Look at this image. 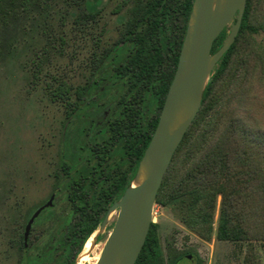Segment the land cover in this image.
<instances>
[{"label":"rangeland","instance_id":"obj_1","mask_svg":"<svg viewBox=\"0 0 264 264\" xmlns=\"http://www.w3.org/2000/svg\"><path fill=\"white\" fill-rule=\"evenodd\" d=\"M15 1L2 0L3 7L11 9L7 14L0 13V204H9L8 190L14 179L17 188H24L30 172L33 203L54 193L57 207L53 212L60 219L69 206L62 196L64 188L53 184L54 173L61 177V172L86 170L94 163L90 147L106 138L88 132L89 122L99 120L97 123L101 124L107 110L110 121L126 105L139 111L135 128L142 124L145 129L158 114L151 92L138 87L129 89L127 82L114 75L119 59L133 48L132 30L140 31L146 26L145 17L136 28L133 19L143 14L138 9L146 8L147 0H34L29 4ZM180 1L165 11L153 34L162 53L160 68L167 74L173 69L170 55L178 49L185 24ZM87 6L95 12V19L79 22ZM248 23L257 32L244 29L237 38L227 69L214 84V102L219 101L217 95L229 99L225 88L243 71L241 60L245 56L248 58L244 66L250 73L264 65V0H251ZM228 31L229 25L225 28ZM262 80L254 81L251 91L256 97L239 112L249 108L264 129ZM59 86L69 87L67 103L74 101V89L78 87L92 88L93 96L71 110L70 104L56 97L54 92ZM238 97L239 94L236 103L243 105ZM120 144L114 146L108 162L113 171L129 166L126 159L119 157ZM219 203L218 196L213 233L210 239H203L183 224L174 202L161 205L154 200L152 223L157 225L159 251L165 264L180 253L184 257L177 259L176 264H264V241L227 242L215 238ZM116 214H110L111 224L103 233L114 224ZM59 225L60 222H48L49 230ZM98 230L92 243L101 232ZM98 253L99 250L96 257Z\"/></svg>","mask_w":264,"mask_h":264},{"label":"trees","instance_id":"obj_2","mask_svg":"<svg viewBox=\"0 0 264 264\" xmlns=\"http://www.w3.org/2000/svg\"><path fill=\"white\" fill-rule=\"evenodd\" d=\"M33 1L17 0L15 3L29 4ZM178 1L147 0L146 8L138 9L143 14L133 19L134 27L136 28L144 17L146 26L140 31L132 30L129 36L133 48L124 58L119 59L115 67L114 75L118 76L119 81L127 82L129 89L144 87L153 92L155 88L157 95L155 104L159 109L162 107L176 68L193 0H181L178 5L183 13L185 24L178 42V49L173 53V69L170 74H166L160 68L162 53L155 44L153 34L163 19L165 11L171 9V5ZM250 5L251 0H246L235 40L217 63L211 80L204 89L198 113L176 149L155 198V202L161 205L174 202L183 224L203 239H210L213 233V217L219 196L215 238L227 242L264 241V129L258 125L254 117L255 113H252L249 108L242 111V114L239 112L241 107L245 108L254 101L256 96L252 94V86L254 81L262 80L264 65L250 73L245 68L248 58L245 56L241 60L243 71L237 79H235L236 76L233 78L231 85L225 88L229 99L217 95L218 103L217 100L215 102L213 100L214 84L227 69L237 38L244 29L257 32L256 27L248 23ZM10 9L11 6L5 9L0 0L2 15L7 14ZM93 19H95V12L87 6L85 14L78 21ZM226 34L224 29L213 42L211 53L219 49ZM262 81L264 86V76ZM90 89L85 86L75 88L72 103L66 101L69 98L68 86H59L54 93L57 98L65 100L66 105L70 104V109L74 110L80 103L93 96ZM238 94V100L243 105L236 103ZM123 108L132 107L125 105ZM209 109L212 111L207 117ZM136 114V109L120 113L118 115L120 121L112 125L113 133L117 131L120 133L121 125L130 124ZM157 120L158 114L144 129L141 147L134 148L136 159L128 182L123 188L126 185L129 186L133 179ZM201 124L202 128L200 127L197 131ZM126 144V150L132 152V148L128 146L129 140ZM156 229L157 225L151 222L143 247L134 264H165L159 251ZM183 255V253L178 254L175 259L168 261V264H176V260L184 257Z\"/></svg>","mask_w":264,"mask_h":264},{"label":"flooded vegetation","instance_id":"obj_3","mask_svg":"<svg viewBox=\"0 0 264 264\" xmlns=\"http://www.w3.org/2000/svg\"><path fill=\"white\" fill-rule=\"evenodd\" d=\"M174 52L175 50L170 55L172 62ZM145 91L151 92L146 89ZM151 93L154 95L153 107L157 108L159 116L160 109L155 104V88ZM131 109L136 108H125L120 113ZM136 111L137 114L130 124L121 125L120 133L117 131L114 134L112 131V125L120 121V116L107 121L109 110L102 114L101 121L108 122L106 125H102L103 122L99 125V120L89 122L88 132L106 138L100 142L95 141L90 147L94 163L86 170L73 174L61 172V177L54 173L53 184L64 188L62 196L69 206V210L60 219L53 212L54 207H57L52 195L54 193L38 200L36 204L33 203L30 172L27 173L24 188H17L14 179L8 190L9 204H0V264H90L97 259L96 251L99 250L100 253L113 228L112 225L103 233L111 224V213L93 243L92 237L101 226L108 209L128 187L126 185L123 188L136 159L134 148L142 145L144 128L142 124L135 128L139 113L138 109ZM128 140L132 152L126 150ZM118 143H121L119 157L126 159L129 166L126 170L113 171L110 170L108 162L114 146ZM49 221L56 225L60 222V225L57 229L49 230Z\"/></svg>","mask_w":264,"mask_h":264},{"label":"water","instance_id":"obj_4","mask_svg":"<svg viewBox=\"0 0 264 264\" xmlns=\"http://www.w3.org/2000/svg\"><path fill=\"white\" fill-rule=\"evenodd\" d=\"M245 4L246 0H193L156 127L133 179L99 227L102 230L109 214L117 212L94 264L135 263L152 222V208L163 177L200 108L210 73L235 40ZM228 25L221 46L211 53L213 42ZM138 179L140 182L132 186Z\"/></svg>","mask_w":264,"mask_h":264},{"label":"bare ground","instance_id":"obj_5","mask_svg":"<svg viewBox=\"0 0 264 264\" xmlns=\"http://www.w3.org/2000/svg\"><path fill=\"white\" fill-rule=\"evenodd\" d=\"M139 182H140V180H139V179H138V180H136V181H134V182L132 183V186H135V185H137ZM97 257H98V256H97ZM95 260H96V258H95L94 260H92L90 264H94V263H95Z\"/></svg>","mask_w":264,"mask_h":264}]
</instances>
